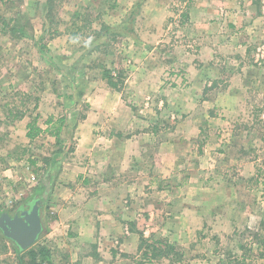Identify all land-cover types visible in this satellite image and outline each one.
<instances>
[{
	"label": "rangeland",
	"instance_id": "1",
	"mask_svg": "<svg viewBox=\"0 0 264 264\" xmlns=\"http://www.w3.org/2000/svg\"><path fill=\"white\" fill-rule=\"evenodd\" d=\"M47 2L0 0V216L25 204L32 207L47 193L43 229L31 247L46 246L53 264H105L94 248L70 256L47 237L54 218L52 178L48 190L35 189L45 158H57L65 146L63 139L57 141L47 132L49 136L28 138L26 124L36 118L45 125L50 117L67 116L66 110L76 105L81 107L80 118L88 108L83 95L95 88V79L105 80L127 104L138 108L146 99L134 100L127 93L132 65L139 63L136 56L146 59L144 64H157L160 72L164 69L172 100L187 105L185 113L178 116L173 109L161 120L167 123L171 118L174 128L183 121L195 125L193 131L189 124L181 129L191 139L180 149L201 170L204 183L224 188L221 195L207 194L209 198L222 204L226 197L228 206H220L224 214L236 205L244 213L243 224L229 233L218 227L222 233L217 235L212 230L217 226L204 227L201 233L210 240L198 236L200 244H190L182 262L169 264H227L229 254L242 261L237 264H264L259 256L264 252V0H54L52 21ZM13 24L16 33L9 31ZM199 25L214 26L215 38L205 29L198 31ZM212 41V49H206ZM184 56L196 68L207 63L197 100L189 92L179 94L191 91L197 79L195 72L190 81L186 65L177 63ZM106 70L120 78L115 79L118 88L109 83ZM230 92L233 96H224ZM165 103L175 105L161 101ZM171 243L181 252L188 246L183 240ZM87 252L88 257L82 255ZM143 252L140 248L142 264L166 258ZM0 264H32L1 228Z\"/></svg>",
	"mask_w": 264,
	"mask_h": 264
},
{
	"label": "crops",
	"instance_id": "2",
	"mask_svg": "<svg viewBox=\"0 0 264 264\" xmlns=\"http://www.w3.org/2000/svg\"><path fill=\"white\" fill-rule=\"evenodd\" d=\"M197 29L215 38L214 26L199 25ZM211 43L204 47L212 49L215 43ZM134 58L139 63L132 65L127 93L134 100L146 99L143 104L138 108L127 104L121 92L111 89L105 80L95 79L98 84L83 95L88 103L83 116L78 117L80 105L71 106L64 115L61 139L65 147L51 170L54 218L47 237L70 256L94 248L105 264H142L141 232L147 238L183 240L188 243L183 246V254H187L190 244H200L198 236L210 240L209 235L201 233L204 227L217 226L212 230L219 235L222 232L218 227L229 233L243 224L241 207L231 206L224 214L220 206H228L226 197L220 204L207 195L216 191L221 195L224 188L204 183L201 170L189 162L188 154L182 156L180 146L191 135L181 129L189 124L188 129L193 131L195 125L183 121L174 128L171 118L168 125L161 120L171 116L169 111L177 110L179 116L187 107L183 100H172V88L164 84L165 70L160 72L157 64ZM177 61L186 65L190 81L192 74L197 75L192 90H182L180 96L189 92L197 100L207 63L196 68L186 56ZM168 100L175 105H161ZM44 124L39 125L46 129L48 124ZM38 190L39 185L35 192ZM243 222L247 224L249 219ZM82 255L89 256L88 252ZM162 259L156 264L170 263L168 258Z\"/></svg>",
	"mask_w": 264,
	"mask_h": 264
},
{
	"label": "trees",
	"instance_id": "3",
	"mask_svg": "<svg viewBox=\"0 0 264 264\" xmlns=\"http://www.w3.org/2000/svg\"><path fill=\"white\" fill-rule=\"evenodd\" d=\"M54 0H48V5H47V17L52 21L53 14H52V10L54 9V5H53ZM4 25H6L7 27L8 24L4 23ZM9 31L11 33H16L18 30L16 28V25L13 24L11 26V28H9ZM105 77L108 79L109 83L118 88V84L117 82H115V79H117V81H119L120 78H115V76L112 75V73L109 70L105 71ZM22 117V116H20ZM64 117L58 118L56 120H54V117H50L48 118V120H46V123L48 124V127L46 129H43L38 123H37V119L34 118L33 120H31L28 124H27V133L26 136L30 139H34L38 136H40L41 134H43L44 132L49 133L50 135H53L56 137L57 141H59L61 139V130L62 127L64 125ZM264 122V120H263ZM263 127H264V123H263ZM56 159V160H55ZM58 161V158H45L44 161V165L41 167V170L43 171L42 175H41V180H40V186H39V191H43L48 190L50 185L49 182L51 181V168L53 167L54 163ZM37 161L34 160L33 164H36ZM38 169V168H37ZM32 204H25V206H20L18 207L16 210H20V211H26L29 210L31 208ZM44 206V205H43ZM43 206L41 207L40 212L42 213L43 210ZM141 243H140V248L144 249V256H148L149 253L151 254V257H166L169 260L173 261V262H178V261H182V257H183V252H181L180 250H178V248L175 246V244L169 242L168 240L165 239H161V238H153V237H145L143 232H141ZM257 236V234H256ZM10 239V238H9ZM257 239V237H256ZM12 240V239H10ZM259 240V238H258ZM260 242V241H259ZM262 244V242H260ZM17 248L20 251H23L25 253H27L31 259V263L32 264H53V262L51 261V252L50 250L46 247V246H39L38 248H34V247H30L28 249H21L18 245ZM259 256L261 258L264 259V252L260 253ZM243 258H245L243 256ZM238 262L242 263V261H240L238 258H234L232 256V254H229L227 256V264H237Z\"/></svg>",
	"mask_w": 264,
	"mask_h": 264
},
{
	"label": "water",
	"instance_id": "4",
	"mask_svg": "<svg viewBox=\"0 0 264 264\" xmlns=\"http://www.w3.org/2000/svg\"><path fill=\"white\" fill-rule=\"evenodd\" d=\"M45 197L38 200L29 209L17 213L11 217L9 213H4L0 217V228L4 234L12 239L21 249H28L33 246L43 229L41 218V207L44 205Z\"/></svg>",
	"mask_w": 264,
	"mask_h": 264
},
{
	"label": "flooded vegetation",
	"instance_id": "5",
	"mask_svg": "<svg viewBox=\"0 0 264 264\" xmlns=\"http://www.w3.org/2000/svg\"><path fill=\"white\" fill-rule=\"evenodd\" d=\"M19 212H21V214H23V212H24V209H23V211L16 210L14 213H12V214H10V213H9V214L11 215V217H15V216H16V214H17V213H19ZM1 216H2V215H1ZM1 216H0V217H1Z\"/></svg>",
	"mask_w": 264,
	"mask_h": 264
},
{
	"label": "built area",
	"instance_id": "6",
	"mask_svg": "<svg viewBox=\"0 0 264 264\" xmlns=\"http://www.w3.org/2000/svg\"><path fill=\"white\" fill-rule=\"evenodd\" d=\"M33 178H34V176H33Z\"/></svg>",
	"mask_w": 264,
	"mask_h": 264
}]
</instances>
